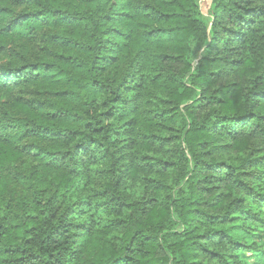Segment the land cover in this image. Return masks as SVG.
<instances>
[{
  "label": "clouds",
  "instance_id": "9594fccd",
  "mask_svg": "<svg viewBox=\"0 0 264 264\" xmlns=\"http://www.w3.org/2000/svg\"><path fill=\"white\" fill-rule=\"evenodd\" d=\"M0 264H264V0H0Z\"/></svg>",
  "mask_w": 264,
  "mask_h": 264
},
{
  "label": "trees",
  "instance_id": "16d2710c",
  "mask_svg": "<svg viewBox=\"0 0 264 264\" xmlns=\"http://www.w3.org/2000/svg\"><path fill=\"white\" fill-rule=\"evenodd\" d=\"M8 156L7 153L0 151V160L5 159Z\"/></svg>",
  "mask_w": 264,
  "mask_h": 264
}]
</instances>
